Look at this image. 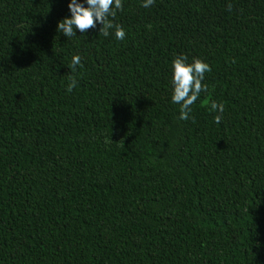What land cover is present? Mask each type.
<instances>
[{
    "label": "trees",
    "instance_id": "1",
    "mask_svg": "<svg viewBox=\"0 0 264 264\" xmlns=\"http://www.w3.org/2000/svg\"><path fill=\"white\" fill-rule=\"evenodd\" d=\"M70 2L0 0V264H264V0H122V41Z\"/></svg>",
    "mask_w": 264,
    "mask_h": 264
},
{
    "label": "clouds",
    "instance_id": "2",
    "mask_svg": "<svg viewBox=\"0 0 264 264\" xmlns=\"http://www.w3.org/2000/svg\"><path fill=\"white\" fill-rule=\"evenodd\" d=\"M84 3L78 0H71L68 4V9L71 13V18H65L58 22L57 31L63 33L64 36H76V29L82 34L89 29L95 28L99 23L102 27L99 34L107 37L110 30H114L115 38L117 40H124L126 32L122 25L113 23L116 16V10H123L122 0H85ZM155 0H144L142 7L148 8L154 4ZM230 8V6H229ZM112 17L113 19H110ZM151 28V25L148 26ZM82 67L81 56L74 55L72 57L69 69L71 73L67 75L69 81L67 91L71 92L77 85V77L75 75L77 67ZM172 71V103L180 106L181 120H189L190 118L195 123L194 118L190 116L192 112V105L200 98L201 92L208 91V85L204 84L205 73L211 72V67L202 59L193 58L191 63H188L187 56L181 54L176 56L171 61ZM224 105L222 103L211 102L210 111L218 112L220 114L214 117V120L219 124L222 120L224 112Z\"/></svg>",
    "mask_w": 264,
    "mask_h": 264
}]
</instances>
